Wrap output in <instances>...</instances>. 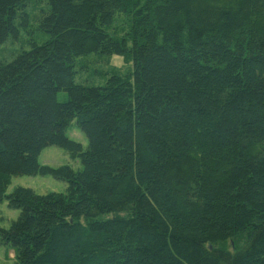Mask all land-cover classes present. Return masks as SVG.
Listing matches in <instances>:
<instances>
[{
  "label": "trees",
  "instance_id": "16d2710c",
  "mask_svg": "<svg viewBox=\"0 0 264 264\" xmlns=\"http://www.w3.org/2000/svg\"><path fill=\"white\" fill-rule=\"evenodd\" d=\"M29 31L0 63L14 264H264V0H0V46ZM36 176L65 192L6 194Z\"/></svg>",
  "mask_w": 264,
  "mask_h": 264
},
{
  "label": "rangeland",
  "instance_id": "374dc122",
  "mask_svg": "<svg viewBox=\"0 0 264 264\" xmlns=\"http://www.w3.org/2000/svg\"><path fill=\"white\" fill-rule=\"evenodd\" d=\"M30 29H33L32 26H30ZM30 34V31L29 33L21 32V39L19 41L13 42L9 40L6 44L0 46V63L11 61L21 48L24 47L27 49L26 45H23L26 43L22 42V40H28L30 38ZM95 57L96 56L89 57L88 62H90V64L86 66L84 65L87 67V70L83 71L81 77L88 81L94 80L99 84L101 81L95 78V72H103V69L105 70L106 66L104 64L105 60H97ZM107 67L109 69L113 67L118 69L120 68L122 70L124 69L123 60L119 57H112L109 60ZM77 79L78 78H76V81ZM63 96L64 95L60 94L59 99H64L65 97ZM66 136L69 139L81 144L83 149L87 147V140L85 136L78 130L74 122L66 130ZM38 162L42 166H49L51 168H57L60 166H69L74 170L80 168L79 161L70 159V157L63 150L55 147L44 149L38 158ZM18 187L29 188L36 194L40 195L51 192L64 193L66 190L65 183L57 181L49 176L19 177L12 179L6 194H10L15 188ZM18 214L19 213L17 210L9 208L5 200L0 202V228L7 229L11 222L17 219ZM242 238L243 237H240L238 240H236V245H240L242 243ZM14 262L12 250L0 240V264H14Z\"/></svg>",
  "mask_w": 264,
  "mask_h": 264
}]
</instances>
